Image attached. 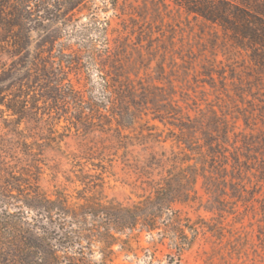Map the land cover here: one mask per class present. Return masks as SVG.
<instances>
[{
	"label": "rangeland",
	"instance_id": "1",
	"mask_svg": "<svg viewBox=\"0 0 264 264\" xmlns=\"http://www.w3.org/2000/svg\"><path fill=\"white\" fill-rule=\"evenodd\" d=\"M187 3L0 0V41L27 35L33 52L53 41L60 77L93 109L77 126L74 107L53 110L40 90L37 116L16 125L10 96L0 105L1 177L39 176L53 200L67 196L97 231L89 246L97 264H264V51L235 39L229 25L187 12ZM8 41L0 42V67L10 64ZM106 81L126 97L124 120L112 117ZM168 182L180 193L171 209L185 232L181 248L164 215L153 232L142 220L116 234L111 252L116 209L154 211ZM12 235H1L2 244H16ZM4 245L12 260L15 249Z\"/></svg>",
	"mask_w": 264,
	"mask_h": 264
},
{
	"label": "trees",
	"instance_id": "2",
	"mask_svg": "<svg viewBox=\"0 0 264 264\" xmlns=\"http://www.w3.org/2000/svg\"><path fill=\"white\" fill-rule=\"evenodd\" d=\"M187 1L185 5L187 12L195 13L214 23L229 25V30L235 35V39L248 42L254 50L264 51V0ZM28 8L29 5H22L25 13H29ZM10 39L14 42L7 51L10 64L5 63L0 67L2 70L0 83L7 82V85L0 90V94H7L4 101H0V105L13 96L5 106L10 116L16 119L14 123L21 125L30 116H37L40 107L36 92L45 90L46 94L42 96L44 103H48L53 110L67 111L74 107L75 112L69 111V113H76L75 124L85 125L89 115L86 110L93 109L90 107V102L75 91L71 82H66L65 78L60 77L65 67L61 64L59 69L55 67L53 41L49 43L52 46L48 47L47 51H40L43 49L39 48L33 52L29 36L17 33L0 42L8 43ZM57 70H60L59 74ZM104 86L108 95L105 97L106 102L108 107L113 109L112 117L117 121L124 120L125 115L130 112L125 103L126 97H120L119 93L114 91L117 88L111 87L110 82L106 81ZM118 89L128 88L125 83H119ZM31 93L33 97H30ZM170 108L175 109L171 104ZM100 109L96 111L101 112ZM168 115L173 116L170 112ZM188 120L192 123L190 116ZM39 178V176L34 179L30 176L28 178L23 175L17 176L13 171H7L1 177L0 172V236H5L6 231L10 230L13 234L11 237L16 242V244L6 242L4 245L0 241V244L15 249L12 260H9L4 256L5 250L0 248V263L97 264L89 257V254L93 256L92 247L89 246L97 242L95 240L97 231L89 228L85 219H81L75 208L71 207L67 196L61 195L53 200L42 188ZM176 192L170 182L161 186L156 192L160 200L159 206L151 212L143 211L141 206L132 209L118 207L116 232L115 235H110L112 241L107 243L106 247L113 252L112 248L119 240L116 234L122 235L123 231L134 229L142 220L149 222V230L153 232L158 229L157 226L160 224L158 220L165 215L167 219L164 220L163 225L171 229L172 232L169 230V233L174 234L172 236L178 242L176 249H179L181 245L179 235L185 236V232L181 226H178L177 213L171 209L173 203L180 201L177 197L180 193L175 196ZM12 207L14 209H11ZM85 243L88 246H85ZM111 263L112 260H108V263L104 262V264Z\"/></svg>",
	"mask_w": 264,
	"mask_h": 264
}]
</instances>
